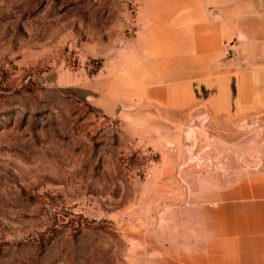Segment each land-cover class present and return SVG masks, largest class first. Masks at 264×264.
Returning <instances> with one entry per match:
<instances>
[{"label": "rangeland", "instance_id": "374dc122", "mask_svg": "<svg viewBox=\"0 0 264 264\" xmlns=\"http://www.w3.org/2000/svg\"><path fill=\"white\" fill-rule=\"evenodd\" d=\"M166 2L0 0V264H144L201 173L242 165L243 136L262 149L264 124L224 142L205 120L140 126L122 105L140 12Z\"/></svg>", "mask_w": 264, "mask_h": 264}, {"label": "crops", "instance_id": "0c3cea01", "mask_svg": "<svg viewBox=\"0 0 264 264\" xmlns=\"http://www.w3.org/2000/svg\"><path fill=\"white\" fill-rule=\"evenodd\" d=\"M140 21L119 95L136 124L205 120L233 142L229 130L264 118V0H167ZM242 141V165L201 173L192 208L158 215L144 264H264V145Z\"/></svg>", "mask_w": 264, "mask_h": 264}, {"label": "built area", "instance_id": "2783aa9c", "mask_svg": "<svg viewBox=\"0 0 264 264\" xmlns=\"http://www.w3.org/2000/svg\"><path fill=\"white\" fill-rule=\"evenodd\" d=\"M224 50L226 51V53L228 54L230 52L229 47H227V45L224 46ZM264 124V118H251V119H247L245 121L241 122V128L246 129V130H250V129H255L258 128L259 130H261V128L263 127Z\"/></svg>", "mask_w": 264, "mask_h": 264}]
</instances>
